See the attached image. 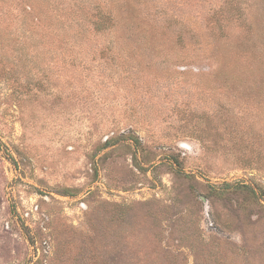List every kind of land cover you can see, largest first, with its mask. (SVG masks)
<instances>
[{
  "label": "rangeland",
  "instance_id": "374dc122",
  "mask_svg": "<svg viewBox=\"0 0 264 264\" xmlns=\"http://www.w3.org/2000/svg\"><path fill=\"white\" fill-rule=\"evenodd\" d=\"M0 264H264V0H0Z\"/></svg>",
  "mask_w": 264,
  "mask_h": 264
}]
</instances>
